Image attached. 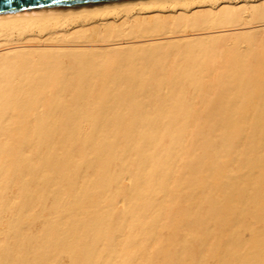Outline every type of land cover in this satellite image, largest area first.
<instances>
[{"label":"bare ground","instance_id":"6f19581e","mask_svg":"<svg viewBox=\"0 0 264 264\" xmlns=\"http://www.w3.org/2000/svg\"><path fill=\"white\" fill-rule=\"evenodd\" d=\"M0 264H264V0L0 15Z\"/></svg>","mask_w":264,"mask_h":264},{"label":"water","instance_id":"95a60500","mask_svg":"<svg viewBox=\"0 0 264 264\" xmlns=\"http://www.w3.org/2000/svg\"><path fill=\"white\" fill-rule=\"evenodd\" d=\"M125 0H0V15L80 9Z\"/></svg>","mask_w":264,"mask_h":264}]
</instances>
